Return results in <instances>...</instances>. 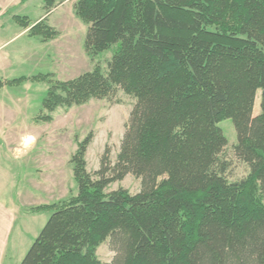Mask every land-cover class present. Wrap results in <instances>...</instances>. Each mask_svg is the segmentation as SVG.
<instances>
[{"label": "trees", "instance_id": "trees-1", "mask_svg": "<svg viewBox=\"0 0 264 264\" xmlns=\"http://www.w3.org/2000/svg\"><path fill=\"white\" fill-rule=\"evenodd\" d=\"M60 1L42 0L45 13ZM73 12L86 55L112 56L105 73L51 84L36 120L117 90L135 104L116 163L105 152L88 173L86 137L70 160L77 194L30 209L52 214L19 264H101L107 239L110 264H264V0H77ZM14 19L41 42L58 36L44 19ZM227 119L249 169L236 182L218 127ZM127 175L137 194L105 192Z\"/></svg>", "mask_w": 264, "mask_h": 264}, {"label": "rangeland", "instance_id": "rangeland-1", "mask_svg": "<svg viewBox=\"0 0 264 264\" xmlns=\"http://www.w3.org/2000/svg\"><path fill=\"white\" fill-rule=\"evenodd\" d=\"M76 1L61 0L46 14L42 0H27L26 4L8 9L0 22L5 24V29L0 32V44L6 43L0 51V58L7 55L11 63V68L2 72L0 80L26 78L0 90V196L7 205L9 199L13 198L19 199L21 206H28L27 209H21L15 234L11 238L12 243L18 229L22 230L21 239L26 246L24 255L52 211L28 217L22 214L39 207L42 200L49 205L77 194L70 160L77 145L86 137L90 136L84 159L86 171L90 174L97 172L105 152L113 166L135 104L132 97L117 90L110 99H92L70 109L57 108L51 114L50 123L36 120L51 84L73 80L96 65L105 73L107 62L112 56V50L100 53L93 59L86 55L83 45L87 26L73 12ZM14 16L26 17L30 25L44 19L47 27L58 32V36L47 42L31 39L27 35L16 37L23 27ZM259 101L260 92H257L253 116L260 112ZM218 127L227 139L224 158L230 163L228 180L240 181L248 175L249 169L234 157V126L227 119L219 123ZM26 137L34 138L29 146L24 145ZM9 143L12 147L8 146ZM119 188L131 195L137 194L141 189L140 179L127 175L123 181L110 184L105 192ZM33 189L36 190V196H32ZM21 196L25 197L22 201ZM18 253L11 246L7 260L15 259ZM114 256L109 239L96 249V257L101 264H110Z\"/></svg>", "mask_w": 264, "mask_h": 264}, {"label": "crops", "instance_id": "crops-1", "mask_svg": "<svg viewBox=\"0 0 264 264\" xmlns=\"http://www.w3.org/2000/svg\"><path fill=\"white\" fill-rule=\"evenodd\" d=\"M18 1V2H16ZM27 0H0V22L1 20L5 17V14L7 13L8 9H13L18 7L19 5L26 4ZM14 21V20H13ZM32 25V24H31ZM30 25V26H31ZM5 29V24H0V32ZM29 28L25 29L23 28L20 33L17 34L16 37H22V36H29L28 35ZM1 35V34H0ZM31 39L35 37L29 36ZM37 39V38H36ZM1 40V39H0ZM6 45L5 44H0V51L1 49ZM10 61L7 58V55L4 57L0 58V75H2V72H4L7 69L11 68ZM8 111V110H6ZM33 141L32 137H26L24 139V145L29 146L31 142ZM9 147H12V144H8ZM34 147V145H33ZM8 148V147H7ZM14 149V148H13ZM8 150H11V148H8ZM45 150V149H44ZM49 153V151H48ZM34 194L32 196H36L37 194L35 193L36 190L33 189ZM37 192H39L37 190ZM32 194V193H28ZM6 199L5 196H2ZM24 196H21V201L24 199ZM10 203L7 205L6 201L4 199H1L0 196V264H19L20 261L22 260L24 253L26 251V246L25 242L22 241V230L18 229V233L14 235L13 241L11 243V238L13 236L14 231L16 230L17 227V219L21 216V209H27V204L25 205H20V200L19 199H9ZM15 201V202H13ZM38 201V200H37ZM42 204L38 206H44L48 205L46 204L44 200H42ZM15 204V205H14ZM50 205V204H49ZM45 213L44 211H40L38 213L35 212H26L22 215L25 217L31 216V215H38V214ZM15 234V233H14ZM12 246V249L15 251L18 250V256L15 257L13 260H7L8 257V251L9 248Z\"/></svg>", "mask_w": 264, "mask_h": 264}, {"label": "clouds", "instance_id": "clouds-1", "mask_svg": "<svg viewBox=\"0 0 264 264\" xmlns=\"http://www.w3.org/2000/svg\"><path fill=\"white\" fill-rule=\"evenodd\" d=\"M34 139V138H33Z\"/></svg>", "mask_w": 264, "mask_h": 264}]
</instances>
